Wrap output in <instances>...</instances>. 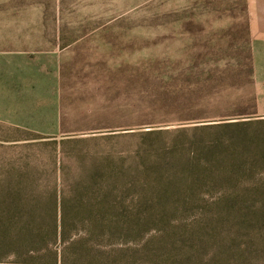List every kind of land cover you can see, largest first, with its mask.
Here are the masks:
<instances>
[{"label":"rangeland","instance_id":"374dc122","mask_svg":"<svg viewBox=\"0 0 264 264\" xmlns=\"http://www.w3.org/2000/svg\"><path fill=\"white\" fill-rule=\"evenodd\" d=\"M0 264H264V0H0Z\"/></svg>","mask_w":264,"mask_h":264}]
</instances>
